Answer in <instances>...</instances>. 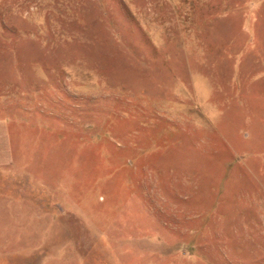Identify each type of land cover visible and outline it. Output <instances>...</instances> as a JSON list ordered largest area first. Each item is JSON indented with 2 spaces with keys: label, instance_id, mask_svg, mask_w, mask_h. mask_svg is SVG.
I'll use <instances>...</instances> for the list:
<instances>
[{
  "label": "rangeland",
  "instance_id": "374dc122",
  "mask_svg": "<svg viewBox=\"0 0 264 264\" xmlns=\"http://www.w3.org/2000/svg\"><path fill=\"white\" fill-rule=\"evenodd\" d=\"M0 264H264V0H0Z\"/></svg>",
  "mask_w": 264,
  "mask_h": 264
}]
</instances>
